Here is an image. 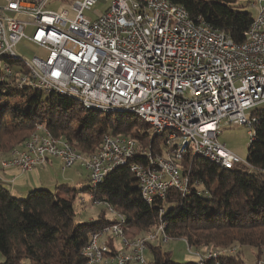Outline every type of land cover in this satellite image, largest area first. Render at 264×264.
Masks as SVG:
<instances>
[{
  "label": "built area",
  "instance_id": "built-area-1",
  "mask_svg": "<svg viewBox=\"0 0 264 264\" xmlns=\"http://www.w3.org/2000/svg\"><path fill=\"white\" fill-rule=\"evenodd\" d=\"M100 1L107 7L90 19L85 12L97 0H71L54 12L46 8L54 0H0V81L12 74L5 61L18 62L19 88L64 96L89 111L135 115L147 125L149 142L162 139L161 154L107 133L94 153L84 155L38 124L21 148L0 159V171L29 173L48 158L63 169L79 164L87 173L92 205L104 207L106 220L81 249L83 264H152L145 257L149 247L172 240L164 209L154 228L130 236L125 217L93 199V190L116 168L128 167L141 201L152 208L171 190L182 199L193 190L208 198L199 182L190 183L184 158L222 170L236 165L256 170L217 138L225 126H242L249 143L255 139L257 107L264 104V0L250 2L256 14L241 43L169 0ZM22 41L44 55H19ZM187 249L194 264H220L224 253ZM262 252L255 264H264Z\"/></svg>",
  "mask_w": 264,
  "mask_h": 264
},
{
  "label": "trees",
  "instance_id": "trees-1",
  "mask_svg": "<svg viewBox=\"0 0 264 264\" xmlns=\"http://www.w3.org/2000/svg\"><path fill=\"white\" fill-rule=\"evenodd\" d=\"M169 1L236 43L243 41V33L253 20L236 6L237 0ZM5 63L12 74L0 81V155L21 148L38 124H44L54 138H63L84 155L94 153L107 133L129 137L140 148L152 146L161 154L162 139L149 142L147 125L135 115L89 111L64 96L19 88L17 74L23 72L22 65L8 60ZM2 75L0 70V78ZM256 115L259 123L246 156L256 170L240 165L222 170L197 157L183 159L190 183L199 182L208 198L193 190L182 199L171 190L164 203L155 202L150 208L141 201L128 167H118L93 190V199L110 204L122 214L130 236L154 228L159 210L164 209L165 232L172 240L181 239L197 250L253 248L258 259L264 250V111ZM88 191L59 185L54 191L38 188L25 198H16L0 184V264H83L81 249L89 235L106 223L105 211L100 219L75 223L74 200ZM149 253L152 264H194L174 263L159 246H150ZM224 253L220 264L244 263L241 257Z\"/></svg>",
  "mask_w": 264,
  "mask_h": 264
},
{
  "label": "rangeland",
  "instance_id": "rangeland-1",
  "mask_svg": "<svg viewBox=\"0 0 264 264\" xmlns=\"http://www.w3.org/2000/svg\"><path fill=\"white\" fill-rule=\"evenodd\" d=\"M252 1L254 0H237L236 6L240 7L241 10L248 12L251 15V17H254L256 14V11L254 8L250 7V2ZM70 3H71V0H54V2H51L46 8L47 10L54 12V11H58L62 5H69ZM106 7H107L106 3L100 0H97V3L92 8L91 12H85V17L90 18V19L94 18L96 17L95 12H103V10H105ZM30 32H31V28H27L25 31L26 34H30ZM16 52L19 55L23 57H28V58L33 56V54H36L39 56L44 55L42 51L35 49L31 46H27L24 41L20 42L17 45ZM257 109L259 111H264V104L257 107ZM247 131L248 130L242 126H225L221 129V132L217 138V141L221 145H224L228 151L236 155L241 160H246L247 150H248L249 141H250ZM14 149H19V148H13L12 150ZM11 151H9L5 155H0V159L2 158L8 159L10 157ZM74 168L71 169L73 173L66 172V175L67 174H73L74 176L78 175L79 177L78 178V182H79L78 188L80 189L87 188L89 186V183L86 177V171L83 168H81L80 165L78 164L76 165V170L78 172L74 174L75 173ZM61 178L63 177L61 176ZM51 191L53 190L51 189ZM73 207H74V212H75V217H74L75 223H88L96 219H100L102 218V211H105L103 206H93L92 205V202L87 192H82L78 194L77 198L74 200ZM160 248L163 252H167L170 254L171 259L174 263H184L188 260L187 258H188L189 251L187 249V245L181 239H175V240L173 239L169 243L162 245ZM212 249L219 250L220 253L227 251L226 254L229 253L228 251L235 249L233 254H228V255H237L241 257L242 260L244 261L243 264H255L254 263L255 260H257L255 258L256 250H254L253 248H240L239 246H233V247H229L228 249H221V250L214 249V248ZM191 250H195V249L191 248ZM145 257L150 261L149 251L145 253ZM2 261H3V258L0 255V262Z\"/></svg>",
  "mask_w": 264,
  "mask_h": 264
},
{
  "label": "crops",
  "instance_id": "crops-1",
  "mask_svg": "<svg viewBox=\"0 0 264 264\" xmlns=\"http://www.w3.org/2000/svg\"><path fill=\"white\" fill-rule=\"evenodd\" d=\"M74 167L63 169L57 159L48 158L45 166H38L29 173L23 174L16 169L0 171V184L4 185L16 198H24L28 192L38 188L48 191L52 189L54 191L59 185H66L79 191L81 189L78 188V175H66V172L73 173L71 171L73 168L74 174H76L78 171L76 170V166Z\"/></svg>",
  "mask_w": 264,
  "mask_h": 264
}]
</instances>
